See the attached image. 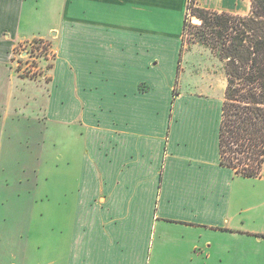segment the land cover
<instances>
[{
	"label": "crops",
	"instance_id": "obj_1",
	"mask_svg": "<svg viewBox=\"0 0 264 264\" xmlns=\"http://www.w3.org/2000/svg\"><path fill=\"white\" fill-rule=\"evenodd\" d=\"M198 2L200 9L246 16L239 13L238 0ZM187 5L188 0H0V139L8 129L29 125L23 113L32 102L41 113L38 122L84 128L77 184L64 192L71 211L67 264H160L175 238L180 245L173 254L179 256L183 247L195 249L189 248L193 238L200 242L208 233L263 234L250 228L253 194L239 180L252 178L219 164L221 107L214 140L193 127L184 137L174 134L180 122H171L173 109L183 94L174 97L173 90ZM34 40L48 42L53 53L43 103L31 96L30 80L11 63L16 48ZM162 64L172 69L165 85L158 82ZM61 82L71 87V112L63 113ZM119 82L120 91L113 87ZM101 91L105 98L120 97V120L110 126L99 120L89 125L83 117L86 98ZM160 91L169 105L159 125ZM188 98L186 109L202 99ZM96 104L102 111V97ZM257 179L264 182L263 175ZM37 184L15 194L8 183L0 186V204L7 209L0 226L13 222L0 228V241L39 234L40 204L51 197H43ZM58 189L60 202L52 200L59 212L49 234L62 229ZM53 245L49 250L57 253Z\"/></svg>",
	"mask_w": 264,
	"mask_h": 264
},
{
	"label": "rangeland",
	"instance_id": "obj_2",
	"mask_svg": "<svg viewBox=\"0 0 264 264\" xmlns=\"http://www.w3.org/2000/svg\"><path fill=\"white\" fill-rule=\"evenodd\" d=\"M198 3V0H188L189 7H196ZM238 6L239 13L247 15L251 9V0H238ZM198 21L196 17L190 16L186 21V43L176 85L178 93L183 95L182 100L176 103L173 109L171 122L173 124L175 121L180 122L174 127V134L178 136L184 137L185 129L193 127L198 130V133L205 132L209 139L214 140L217 127L216 116L220 111L226 79L222 64L208 50L197 44L194 36L196 30L191 29L190 26H198L200 24ZM51 61V58L46 62L39 61L38 66L41 71H37L33 79L26 78L32 81L26 84L31 96H36L39 103L47 99L45 91L48 89L47 82L50 74L47 65ZM160 66L161 68H157L160 72L158 82L165 85V81L172 76L171 65L162 64ZM78 85L82 87L81 83ZM69 86L67 82L60 83L64 96L62 99L67 102L63 113L71 112L74 107L71 104V87ZM113 87L120 91L122 86L119 82ZM189 95L202 99L192 101L194 107L186 109L185 103L189 102ZM101 97L104 103L103 110L98 111L96 102H99ZM119 99L120 97L113 96L105 98L102 91L97 93L95 98H86V102L89 100L90 102L87 104L88 111L83 116L84 120L89 125L99 120L105 126H110L112 120L119 121ZM155 103L158 105L157 122L160 125L168 109V95L160 91L156 95ZM23 115L29 119V125L8 129L0 139V186L8 183L10 190L15 194L18 190H26L27 187L34 189L38 183L40 194L43 197L50 196L51 201H44L40 204L39 211L43 213V217L37 218L36 221L39 234L32 237L26 235L23 238H15L10 242L0 241V264H67L71 211L70 203L64 200V192L67 190L70 194L68 189L77 184L76 176L80 171L86 148L84 128L79 123L60 125L55 122H43L41 119L38 122L41 113L37 107H34L33 102L30 109ZM187 136H190L189 133ZM23 170L28 176H21L20 172ZM35 171L37 174L34 173ZM262 175L264 178V166ZM19 179H24L22 185L18 184ZM239 180L246 188L245 190L253 194L254 201L250 212L253 222L250 228L264 235V182L257 178ZM58 187L62 188V229L56 234L54 232L49 234V229L55 226L56 212H59L55 209L52 200L56 196V201L60 202L61 190ZM6 215V205L0 204L1 220ZM0 224H5V222L2 220ZM12 224L13 222L9 225L6 222V225H1L0 228H7ZM44 230L46 233L43 232ZM168 233L174 232L169 230ZM249 235L232 236L226 233H208L200 242L193 238L189 248L196 245L195 249L187 250V247H183V251L178 252L183 254L179 256L173 254L174 251H178L180 245L175 238L171 242L169 253L163 254L159 262L160 264H264V236L250 237ZM55 242L57 253L49 250Z\"/></svg>",
	"mask_w": 264,
	"mask_h": 264
},
{
	"label": "trees",
	"instance_id": "obj_3",
	"mask_svg": "<svg viewBox=\"0 0 264 264\" xmlns=\"http://www.w3.org/2000/svg\"><path fill=\"white\" fill-rule=\"evenodd\" d=\"M182 30L178 72L187 18L194 36L222 64L226 79L218 132L219 164L243 178H258L264 166V0H251L246 16L189 7ZM198 21V22H199ZM177 84V82H176ZM176 89L173 95H178Z\"/></svg>",
	"mask_w": 264,
	"mask_h": 264
},
{
	"label": "built area",
	"instance_id": "obj_4",
	"mask_svg": "<svg viewBox=\"0 0 264 264\" xmlns=\"http://www.w3.org/2000/svg\"><path fill=\"white\" fill-rule=\"evenodd\" d=\"M52 56V49L48 42L45 40H34L18 46L11 63L15 66L16 73L20 76L33 79L37 71H41L38 66L39 61H49Z\"/></svg>",
	"mask_w": 264,
	"mask_h": 264
}]
</instances>
